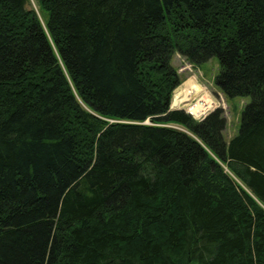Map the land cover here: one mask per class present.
I'll list each match as a JSON object with an SVG mask.
<instances>
[{"label":"trees","instance_id":"1","mask_svg":"<svg viewBox=\"0 0 264 264\" xmlns=\"http://www.w3.org/2000/svg\"><path fill=\"white\" fill-rule=\"evenodd\" d=\"M0 264H264V0H0Z\"/></svg>","mask_w":264,"mask_h":264},{"label":"rangeland","instance_id":"2","mask_svg":"<svg viewBox=\"0 0 264 264\" xmlns=\"http://www.w3.org/2000/svg\"><path fill=\"white\" fill-rule=\"evenodd\" d=\"M173 65L178 70L182 80L181 85H179L175 91L180 87H184L183 84L189 79L198 85L201 88V91L194 96L190 95V100L186 103L181 104L178 107L173 106V104H171V106L175 109H184L196 117L197 114H194L189 110L192 104L196 103L203 97L208 98L209 101H211V107L208 108L209 110L206 112V114L215 110L216 108L222 109L223 115L226 119L223 135L225 140L229 141L239 131L242 109L249 98L239 96L227 97L215 84V76L220 70V64L217 56L210 58L203 64L194 65L190 63L184 56L176 53L173 57ZM175 91L173 93V97ZM148 122L150 123L151 121Z\"/></svg>","mask_w":264,"mask_h":264},{"label":"bare ground","instance_id":"3","mask_svg":"<svg viewBox=\"0 0 264 264\" xmlns=\"http://www.w3.org/2000/svg\"><path fill=\"white\" fill-rule=\"evenodd\" d=\"M36 6V4L34 3ZM184 87H180L175 91L172 104L173 106H180L181 104L186 103L190 100V95L194 96L198 93H200L201 88L196 85L194 82H192L190 79L187 80L184 84ZM211 101H209L208 98H201L196 103L192 104L191 108L189 109L194 114H200L202 110H206L207 108L211 107L210 104Z\"/></svg>","mask_w":264,"mask_h":264},{"label":"built area","instance_id":"4","mask_svg":"<svg viewBox=\"0 0 264 264\" xmlns=\"http://www.w3.org/2000/svg\"><path fill=\"white\" fill-rule=\"evenodd\" d=\"M208 111V108L206 110H202L200 114H198L196 117L197 118H202L205 116L206 112Z\"/></svg>","mask_w":264,"mask_h":264},{"label":"water","instance_id":"5","mask_svg":"<svg viewBox=\"0 0 264 264\" xmlns=\"http://www.w3.org/2000/svg\"><path fill=\"white\" fill-rule=\"evenodd\" d=\"M172 109H174V108H172Z\"/></svg>","mask_w":264,"mask_h":264}]
</instances>
